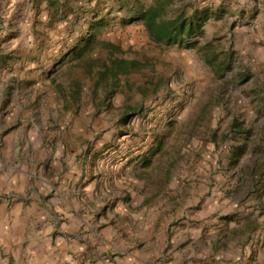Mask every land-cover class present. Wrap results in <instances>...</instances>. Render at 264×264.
Here are the masks:
<instances>
[{
	"label": "rangeland",
	"instance_id": "obj_1",
	"mask_svg": "<svg viewBox=\"0 0 264 264\" xmlns=\"http://www.w3.org/2000/svg\"><path fill=\"white\" fill-rule=\"evenodd\" d=\"M150 7L207 19L160 44ZM10 110L20 141L21 127L42 139L20 189L0 191V218L26 221L23 249L53 264H264V0H0ZM0 264H14L1 241Z\"/></svg>",
	"mask_w": 264,
	"mask_h": 264
},
{
	"label": "crops",
	"instance_id": "obj_2",
	"mask_svg": "<svg viewBox=\"0 0 264 264\" xmlns=\"http://www.w3.org/2000/svg\"><path fill=\"white\" fill-rule=\"evenodd\" d=\"M13 116L11 110L8 114H5L3 118L2 114H0V191L4 189H20L18 184L14 187L12 186L14 177H17L18 172H25V174H27L28 164L37 166L39 164L38 159L42 157V152L40 151L42 139L36 137L28 140V138H30L29 136L24 139L27 127H21L22 135L20 141L18 136L20 134H18L17 129L13 128ZM2 127H7L8 130H5V133H3ZM20 142L22 143L21 151L17 152ZM25 151V157L28 158L29 163H27V165H21L17 163V160L24 156L23 152ZM18 166H20V169ZM21 168L23 169L22 171ZM61 198L70 202V199L63 194L60 195L59 199ZM16 207L14 211L18 210ZM17 214L11 218H0V241L4 243L5 253H8L9 256H13L14 264H22L21 262L25 264H53L52 258L47 252V248L37 250V248H32L30 245V247L23 249L24 242H22V240L26 233V225L24 223L26 221H24V217ZM5 260L8 262L10 259L6 257ZM6 261L5 263H7Z\"/></svg>",
	"mask_w": 264,
	"mask_h": 264
},
{
	"label": "trees",
	"instance_id": "obj_3",
	"mask_svg": "<svg viewBox=\"0 0 264 264\" xmlns=\"http://www.w3.org/2000/svg\"><path fill=\"white\" fill-rule=\"evenodd\" d=\"M160 7H150L141 13L140 18L145 22L150 36L154 41L160 44H173L176 41L182 43V36L185 33L191 34L194 30H200L204 19L196 18V20L183 19L182 16L177 17L174 20H167L161 17ZM206 10L200 14H205ZM197 17V15H196ZM136 61L119 60L116 62V66L124 72H127V68L130 66H136Z\"/></svg>",
	"mask_w": 264,
	"mask_h": 264
}]
</instances>
